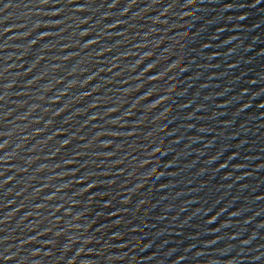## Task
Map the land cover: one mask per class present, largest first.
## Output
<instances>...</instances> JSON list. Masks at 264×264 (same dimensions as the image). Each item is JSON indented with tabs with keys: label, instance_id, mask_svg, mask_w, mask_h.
<instances>
[{
	"label": "water",
	"instance_id": "obj_1",
	"mask_svg": "<svg viewBox=\"0 0 264 264\" xmlns=\"http://www.w3.org/2000/svg\"><path fill=\"white\" fill-rule=\"evenodd\" d=\"M0 264H264V0H0Z\"/></svg>",
	"mask_w": 264,
	"mask_h": 264
}]
</instances>
